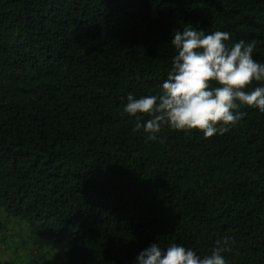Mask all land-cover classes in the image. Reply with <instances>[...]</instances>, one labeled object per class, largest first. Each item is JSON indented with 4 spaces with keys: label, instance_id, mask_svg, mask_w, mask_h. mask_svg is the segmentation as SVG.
<instances>
[{
    "label": "trees",
    "instance_id": "obj_1",
    "mask_svg": "<svg viewBox=\"0 0 264 264\" xmlns=\"http://www.w3.org/2000/svg\"><path fill=\"white\" fill-rule=\"evenodd\" d=\"M187 24L255 39L264 62V0H0L2 228L27 224L30 264H135L153 243L205 255L222 238L229 264H264V113L150 141L123 111L159 91Z\"/></svg>",
    "mask_w": 264,
    "mask_h": 264
},
{
    "label": "clouds",
    "instance_id": "obj_2",
    "mask_svg": "<svg viewBox=\"0 0 264 264\" xmlns=\"http://www.w3.org/2000/svg\"><path fill=\"white\" fill-rule=\"evenodd\" d=\"M230 36L191 24L174 30L175 54L159 91L139 99L129 93L126 103L121 98L124 113L136 120V130L143 129L150 141H157L164 128L199 130L208 139L223 136L240 122L246 114L242 108L264 113V62L254 57L258 41L229 44ZM228 243L227 238L217 240L205 255L183 244L153 243L139 252L135 264H229Z\"/></svg>",
    "mask_w": 264,
    "mask_h": 264
},
{
    "label": "rangeland",
    "instance_id": "obj_3",
    "mask_svg": "<svg viewBox=\"0 0 264 264\" xmlns=\"http://www.w3.org/2000/svg\"><path fill=\"white\" fill-rule=\"evenodd\" d=\"M3 223V213L0 210V264H30L35 242L29 236L27 224H24V228L12 222L7 228H2ZM42 261L43 259L40 263L32 264H42Z\"/></svg>",
    "mask_w": 264,
    "mask_h": 264
}]
</instances>
